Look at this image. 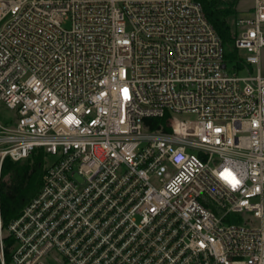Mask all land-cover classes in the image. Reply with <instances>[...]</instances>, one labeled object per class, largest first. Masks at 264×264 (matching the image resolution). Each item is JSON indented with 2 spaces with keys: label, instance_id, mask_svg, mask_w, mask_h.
I'll return each mask as SVG.
<instances>
[{
  "label": "built area",
  "instance_id": "built-area-1",
  "mask_svg": "<svg viewBox=\"0 0 264 264\" xmlns=\"http://www.w3.org/2000/svg\"><path fill=\"white\" fill-rule=\"evenodd\" d=\"M233 28L229 65L200 0H0V264H264V0Z\"/></svg>",
  "mask_w": 264,
  "mask_h": 264
},
{
  "label": "trees",
  "instance_id": "trees-1",
  "mask_svg": "<svg viewBox=\"0 0 264 264\" xmlns=\"http://www.w3.org/2000/svg\"><path fill=\"white\" fill-rule=\"evenodd\" d=\"M208 20L221 37L225 50V61L239 59L234 45L236 30L230 18L237 15L240 0H200ZM241 66V64H239ZM159 126V120H154ZM46 151L38 148L29 158L21 161L5 159L1 180V213L4 225L19 216L23 207L37 195L43 184L46 165Z\"/></svg>",
  "mask_w": 264,
  "mask_h": 264
},
{
  "label": "rangeland",
  "instance_id": "rangeland-1",
  "mask_svg": "<svg viewBox=\"0 0 264 264\" xmlns=\"http://www.w3.org/2000/svg\"><path fill=\"white\" fill-rule=\"evenodd\" d=\"M252 5H253V0H240L238 5H237V15L236 16L249 12ZM236 16L230 18V22H231L232 26H233V21H234ZM241 53H243V52H241ZM228 63H229V65L232 64V62H230V61ZM261 69L264 72V48L262 49V52H261ZM185 117L190 118L192 116L186 115ZM0 118L13 120L15 118V112L13 110L9 109L5 104L1 103L0 104ZM53 160H54V157L48 155V157L46 158L45 167L49 163H51ZM246 217H248V215L245 213H243L242 215H232V221L237 222L238 220H243V218H246ZM263 222H264V220H263ZM253 223L254 224H260V221L254 219Z\"/></svg>",
  "mask_w": 264,
  "mask_h": 264
}]
</instances>
